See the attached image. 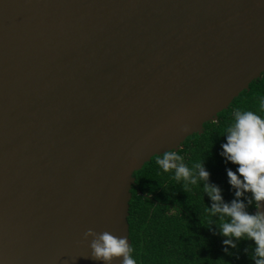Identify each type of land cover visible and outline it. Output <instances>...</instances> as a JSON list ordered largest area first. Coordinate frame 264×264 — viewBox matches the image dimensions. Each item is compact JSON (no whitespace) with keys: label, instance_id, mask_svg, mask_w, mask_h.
Returning a JSON list of instances; mask_svg holds the SVG:
<instances>
[{"label":"water","instance_id":"obj_1","mask_svg":"<svg viewBox=\"0 0 264 264\" xmlns=\"http://www.w3.org/2000/svg\"><path fill=\"white\" fill-rule=\"evenodd\" d=\"M262 73L264 0H0V264H103L133 173Z\"/></svg>","mask_w":264,"mask_h":264},{"label":"trees","instance_id":"obj_2","mask_svg":"<svg viewBox=\"0 0 264 264\" xmlns=\"http://www.w3.org/2000/svg\"><path fill=\"white\" fill-rule=\"evenodd\" d=\"M260 95H264V73L239 93L228 108L219 112L216 121L204 123L203 132L187 137L176 151L189 167L203 160L209 172L208 182L221 189L225 202L234 198L225 168L234 171L236 166L225 163L219 155L224 129L232 122L235 107L260 114L257 100ZM156 156L133 173L134 184L130 189L127 223L136 264H253L242 251L252 242L240 240L237 248H229L233 255L226 254L219 229L215 224L211 225V231L207 228L208 214L204 209L210 201L201 186L182 187V182L174 179L172 170L165 173L159 169ZM246 210L255 211L252 205H246ZM211 219L219 222L215 216Z\"/></svg>","mask_w":264,"mask_h":264},{"label":"clouds","instance_id":"obj_3","mask_svg":"<svg viewBox=\"0 0 264 264\" xmlns=\"http://www.w3.org/2000/svg\"><path fill=\"white\" fill-rule=\"evenodd\" d=\"M257 100L260 114L233 108L232 122L224 129V142L220 144L219 155L224 162L236 166L234 171L225 168L227 183L233 190L231 201L225 202L221 189L208 182L209 172L203 160L193 162L189 167L175 150L167 149L156 156L155 163L165 173L172 170L174 179L182 182V187L201 186L210 201L204 209L208 214L207 228L211 231V225L215 224L219 229V234L224 237L221 244L226 246L223 248L226 254L233 255L229 248H237L238 241H251L242 251L253 264H264V212L259 210L264 202V95L258 96ZM185 130L186 127L181 128L182 132ZM242 196L243 200L240 199ZM246 205H252L256 210L249 212ZM213 216L218 223L211 219ZM84 236L92 237L89 244L91 259L112 264L114 258H119L120 264H136L133 249L125 237H116L107 231L95 233L91 229Z\"/></svg>","mask_w":264,"mask_h":264}]
</instances>
